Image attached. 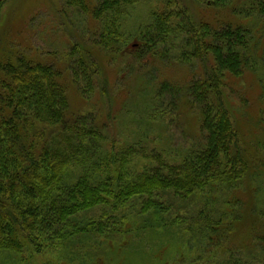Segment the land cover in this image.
Instances as JSON below:
<instances>
[{"label":"rangeland","instance_id":"obj_1","mask_svg":"<svg viewBox=\"0 0 264 264\" xmlns=\"http://www.w3.org/2000/svg\"><path fill=\"white\" fill-rule=\"evenodd\" d=\"M169 1L134 0L120 19L119 33L127 41L124 46L131 48L137 43L134 35L144 31L154 15L169 13L190 18L183 23L180 18L173 20L170 44L179 51L185 46L178 27L185 28L189 23L193 32L201 22L220 20L222 24L242 25L250 33L247 48L252 47V51L246 57L251 64L242 76L228 77L224 91L250 173L242 176L232 190L217 186L188 198L172 195L173 191L160 193L161 199L168 195L162 201L170 207L161 216L143 210L152 208L150 195L122 196L126 187L145 184V178L159 167L158 160L170 166L181 164L189 152L196 150L202 143L199 115L188 106L171 113L174 108H167L170 102L165 101L164 108L156 107L163 118L157 122L148 118L150 108L144 97L148 85L144 79L150 75L131 60V52L124 59L123 54L111 57L99 51L96 33L103 30L106 20L96 22L88 14L93 12V5L85 14L67 0H7L0 12V63L24 55L32 62L54 65L68 90L70 111L87 116L89 126L103 129L99 146L107 152L104 167L89 173V160L69 161L60 187H71L85 177L96 183L106 174L121 202L118 208L115 203L94 205L64 224L47 223L46 230L38 231L40 222L34 230L18 228V244L0 246V264H229V252L235 257L245 256L242 247L254 238L255 230L259 233L264 229V18L257 13L258 0H228L215 8L211 7L214 0ZM75 45L105 62L101 87L99 79L96 83V71L89 70L90 61L74 51ZM159 48L162 53L164 47ZM176 50L165 54L168 63L159 59L155 79L166 78L162 80L177 82L181 87L198 67L202 75L197 77H203L204 68L197 62H182ZM80 58L87 61L86 72L77 66ZM104 79L108 81L105 90ZM63 193L54 190L53 196ZM228 200L242 211L256 210L262 217H254V225L246 217L239 218L232 230L212 242L204 227L212 218L233 209L225 203Z\"/></svg>","mask_w":264,"mask_h":264},{"label":"trees","instance_id":"obj_2","mask_svg":"<svg viewBox=\"0 0 264 264\" xmlns=\"http://www.w3.org/2000/svg\"><path fill=\"white\" fill-rule=\"evenodd\" d=\"M133 1L93 0L90 3L88 0H67L70 6L79 7L85 14L89 5H93V12L88 14L96 22L106 20L103 30L96 33L99 51H105L111 57L123 54L121 58L124 59L131 52V60L137 61L140 69L147 70L150 78L144 79L148 85L144 97L150 108V120L157 122L163 118L156 107L164 108L165 101L170 102L167 108L170 109V105L174 108L171 113L188 106L190 111L199 115L202 143L196 150L189 152L181 164L174 162L171 166L156 157L159 167L145 178V184L126 187L122 193V196L150 195L152 208L143 207V210L161 216L168 213L170 207L162 201L168 195L164 194L161 199L158 197L160 193L173 191L172 195L188 198L217 186L232 190L242 176L250 173L224 91L228 77L242 76L251 64L246 56L252 47L247 48L250 33L242 25L222 24V21L215 20L201 22L195 32L190 23L185 28L178 27L181 31L178 35L185 48L176 50L170 44L172 24L174 18L185 22L188 16L184 13L177 16L173 13L154 15L149 22L151 24L134 35L133 41L137 43L131 48L125 47L126 38H121L119 33L120 19ZM6 2L0 0V12ZM226 2L228 0H214L211 7ZM257 5L258 15L264 18V0H258ZM160 46L164 47L162 53L158 52ZM169 50L179 51L182 62L199 63L205 71L203 77H197L202 75V68L198 67V70L193 68L197 73L192 71V79L181 87L177 82L162 80L166 78L161 77L162 81L155 79V66L159 59L168 63L165 54ZM74 51L81 52L90 61L89 70L96 71V83L99 79L101 87L100 75H106L105 62L95 60L79 45L74 46ZM25 57H10L0 63V246H8L9 243L16 246L18 228L34 230L40 222L38 231L46 230L47 223L64 224L70 217L94 205L115 203L118 208L121 202L111 190V179L106 174L100 181L96 179V183L85 177L71 187H60L69 161L89 160V173L104 167L107 152L99 146L103 129L89 126L88 117L84 114L70 111L68 90L60 81L59 70L54 65L32 62ZM172 65L169 63L168 66ZM77 66L83 72L87 71L85 59L77 62ZM87 80L91 83V79ZM103 82L102 89L105 90L108 81L104 79ZM93 159L96 163L92 162ZM58 189L64 193L54 197V190ZM225 203L233 209L218 213L204 227L212 242L224 237V231L232 230L239 218L246 217L254 225V217L258 220L262 217L256 210L242 211L231 200ZM234 209L239 213H234ZM261 232L255 230L254 238L242 247L247 252L245 256L235 257L229 252V264H264V234Z\"/></svg>","mask_w":264,"mask_h":264}]
</instances>
